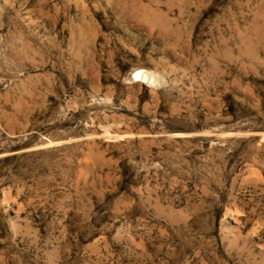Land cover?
I'll return each mask as SVG.
<instances>
[{
    "label": "rangeland",
    "instance_id": "1",
    "mask_svg": "<svg viewBox=\"0 0 264 264\" xmlns=\"http://www.w3.org/2000/svg\"><path fill=\"white\" fill-rule=\"evenodd\" d=\"M0 264H264V0H0Z\"/></svg>",
    "mask_w": 264,
    "mask_h": 264
},
{
    "label": "bare ground",
    "instance_id": "2",
    "mask_svg": "<svg viewBox=\"0 0 264 264\" xmlns=\"http://www.w3.org/2000/svg\"><path fill=\"white\" fill-rule=\"evenodd\" d=\"M140 73H141V74H145L146 72H145V73H143V72H140ZM141 74H140V75H141Z\"/></svg>",
    "mask_w": 264,
    "mask_h": 264
}]
</instances>
